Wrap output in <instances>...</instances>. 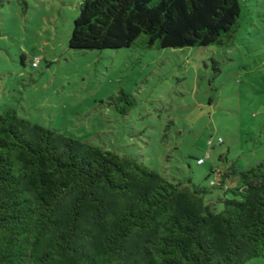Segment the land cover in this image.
I'll list each match as a JSON object with an SVG mask.
<instances>
[{
	"label": "trees",
	"instance_id": "obj_1",
	"mask_svg": "<svg viewBox=\"0 0 264 264\" xmlns=\"http://www.w3.org/2000/svg\"><path fill=\"white\" fill-rule=\"evenodd\" d=\"M239 0H80L69 48L229 47ZM213 70L219 65L213 61ZM126 116L134 98L110 96ZM120 103V104H119ZM226 160V159H225ZM200 165V164H199ZM171 181L130 152L0 113V264H245L264 254V160Z\"/></svg>",
	"mask_w": 264,
	"mask_h": 264
},
{
	"label": "rangeland",
	"instance_id": "obj_2",
	"mask_svg": "<svg viewBox=\"0 0 264 264\" xmlns=\"http://www.w3.org/2000/svg\"><path fill=\"white\" fill-rule=\"evenodd\" d=\"M79 3L0 0V113L130 152L171 181L209 186L212 166L264 160V0H239L229 47L150 50L70 49ZM119 90L135 100L126 116L109 100Z\"/></svg>",
	"mask_w": 264,
	"mask_h": 264
},
{
	"label": "built area",
	"instance_id": "obj_3",
	"mask_svg": "<svg viewBox=\"0 0 264 264\" xmlns=\"http://www.w3.org/2000/svg\"><path fill=\"white\" fill-rule=\"evenodd\" d=\"M38 62V59H36V63ZM219 142H221V139H219ZM209 144H210V142H209ZM206 156L208 157V154H206ZM204 163V159L203 158H199L198 160H197V164H203Z\"/></svg>",
	"mask_w": 264,
	"mask_h": 264
},
{
	"label": "crops",
	"instance_id": "obj_4",
	"mask_svg": "<svg viewBox=\"0 0 264 264\" xmlns=\"http://www.w3.org/2000/svg\"><path fill=\"white\" fill-rule=\"evenodd\" d=\"M256 162H258V160H256L254 163H252V164H250V165H253V164H255ZM250 165H248V166H250Z\"/></svg>",
	"mask_w": 264,
	"mask_h": 264
}]
</instances>
